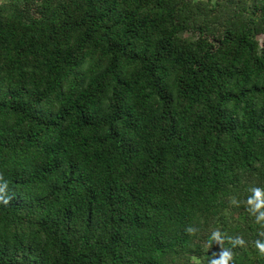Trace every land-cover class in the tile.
Wrapping results in <instances>:
<instances>
[{"label": "trees", "instance_id": "16d2710c", "mask_svg": "<svg viewBox=\"0 0 264 264\" xmlns=\"http://www.w3.org/2000/svg\"><path fill=\"white\" fill-rule=\"evenodd\" d=\"M261 37L264 0L0 2V264H264Z\"/></svg>", "mask_w": 264, "mask_h": 264}, {"label": "clouds", "instance_id": "9594fccd", "mask_svg": "<svg viewBox=\"0 0 264 264\" xmlns=\"http://www.w3.org/2000/svg\"><path fill=\"white\" fill-rule=\"evenodd\" d=\"M9 189L8 181L0 178V198L5 199L7 201V192ZM249 192L246 204L248 205V211L251 215L255 217V221L258 225H260L258 237L255 239V246L261 254H264V188L251 185L249 188ZM232 204H238L239 200L233 196L231 200ZM186 232L190 234H194L198 231V228L194 225H188L185 229ZM228 241L231 242L233 247L239 245L243 246L247 243L243 234H237L234 236H227ZM225 240V236L221 233L219 229H215L211 232L209 237V242H219L223 245V241ZM192 259L197 261V257L193 256ZM207 264H235L233 260V253L229 248L223 247L219 254L213 253L210 255V258L207 261Z\"/></svg>", "mask_w": 264, "mask_h": 264}, {"label": "rangeland", "instance_id": "374dc122", "mask_svg": "<svg viewBox=\"0 0 264 264\" xmlns=\"http://www.w3.org/2000/svg\"><path fill=\"white\" fill-rule=\"evenodd\" d=\"M2 1H6V0H0V2H2ZM264 39V37H261V40H263Z\"/></svg>", "mask_w": 264, "mask_h": 264}]
</instances>
